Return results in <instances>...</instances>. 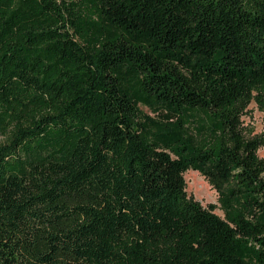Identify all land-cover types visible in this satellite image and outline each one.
<instances>
[{
  "label": "trees",
  "instance_id": "1",
  "mask_svg": "<svg viewBox=\"0 0 264 264\" xmlns=\"http://www.w3.org/2000/svg\"><path fill=\"white\" fill-rule=\"evenodd\" d=\"M252 103L264 0H0V264H264Z\"/></svg>",
  "mask_w": 264,
  "mask_h": 264
},
{
  "label": "rangeland",
  "instance_id": "2",
  "mask_svg": "<svg viewBox=\"0 0 264 264\" xmlns=\"http://www.w3.org/2000/svg\"><path fill=\"white\" fill-rule=\"evenodd\" d=\"M146 112L149 110L142 107ZM244 124L254 129V134H261L264 130V112H262L255 103H252L248 109L247 115L244 117ZM259 156L264 159V147L259 150ZM187 183L188 195L194 197L201 202L204 207L210 205L216 206L215 213L224 217V213L220 208L218 192L199 172L190 170L184 175Z\"/></svg>",
  "mask_w": 264,
  "mask_h": 264
}]
</instances>
